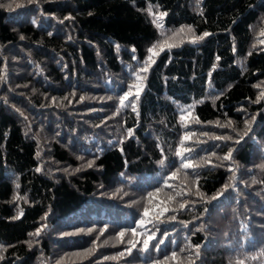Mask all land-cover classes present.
<instances>
[{
    "label": "trees",
    "instance_id": "1",
    "mask_svg": "<svg viewBox=\"0 0 264 264\" xmlns=\"http://www.w3.org/2000/svg\"><path fill=\"white\" fill-rule=\"evenodd\" d=\"M19 2L12 11L0 7V264H154L173 251L177 260L169 264H264V98L255 103L264 91V0ZM161 11L168 13L163 29L151 23ZM188 25L197 36L213 35L198 44L188 42L193 33L174 35ZM156 43L165 50L146 74L139 117L131 108L114 115ZM166 44L179 46L169 51ZM189 105L192 116L182 122ZM253 116L252 132L236 146ZM229 120L232 128L216 125ZM185 132L194 133L184 143L193 163H211L182 168L176 153ZM235 147L231 161L219 159ZM141 218L152 223L128 254L130 229L144 232ZM43 224L39 237L29 235ZM121 230H129L124 243Z\"/></svg>",
    "mask_w": 264,
    "mask_h": 264
},
{
    "label": "snow or ice",
    "instance_id": "2",
    "mask_svg": "<svg viewBox=\"0 0 264 264\" xmlns=\"http://www.w3.org/2000/svg\"><path fill=\"white\" fill-rule=\"evenodd\" d=\"M34 2H38V0H27L28 4H33ZM197 2L199 3V0H197ZM0 7H6L9 11H12L15 8L23 7V4L21 2H19V0H10V2L8 4H6V5L0 4ZM148 11L151 13V7L148 9ZM91 14L92 13H89V15H91ZM152 15H153V19L151 20V23L154 24L157 28L163 29V19H164V17H166L168 15V13L164 12V11H161L159 13H153ZM201 15H202V12H201ZM65 19H72V18L70 16H68V17H65ZM60 22L63 23V21H60ZM33 23L35 24V21H33ZM185 32L193 33V35L191 36V38L188 41L191 44H198L200 41H203L206 37H209V36L213 35L212 33H209L207 31H205L201 35L197 36V35L194 34V30H193L191 25L181 26L180 29L178 30V33H176L174 35L182 34V33H185ZM48 34L50 36L52 35L51 32H49ZM261 35H264V32H262ZM20 39L23 40L24 37L21 36ZM69 39H70V37H69ZM181 43H183V41H181ZM261 43H264V41H261ZM178 46L179 45H176V44H166V47H167V49L169 51L173 47H178ZM115 47H116V50L119 51V47L120 46L116 45ZM157 49H159V51H157ZM164 50H165V45H162V44H159V43L153 44L151 47H149L147 49L148 55H147V58L143 61V67H141V69L139 71L134 73V79L136 80V83L133 84V85H129L128 86V90L125 91L123 93V95H121L119 97V107H117L116 112L114 113V115H118L122 108H131V110L136 113L137 117H139L138 101L140 100L141 93L144 90V83L143 82L147 79V75L146 74L148 73V71L151 68V66L156 63L155 57L158 56L159 53L164 51ZM135 51H136L135 48L131 49V52L133 53V59H136ZM232 51L235 53V51H236L235 46H233ZM248 55H251V52H249ZM216 60L219 61L220 60V56L217 55L216 56ZM215 68H216V65L214 64L213 65V70H215ZM141 73H144L145 75H141ZM209 76H211V72L209 73ZM3 79H5V77H0V80H3ZM256 87H260V86L256 85ZM133 88L135 89V91H133ZM73 95H75V93H73ZM261 98H264V91H262L260 93V95L257 97V100L255 101V103H259ZM65 99H67V97H65ZM84 99H85V97H83V96L80 97L81 101H83ZM108 99H112V98L108 97ZM216 99H219V96H217ZM52 101H53V103H55L56 102V98L53 97ZM200 102L202 103L203 101H200ZM213 102H215V101H213ZM57 106L59 107L60 105H57ZM192 107H193L192 105H189L188 108H186L184 110L186 114L181 115V117H180L182 122L189 121V117L192 116V112L190 111V109ZM21 115H22V113H21ZM225 115H227V114L225 113ZM191 122L196 123V124L200 123L198 118L193 119ZM254 122H255V117L254 116L252 117L251 120H246L245 121V127H246L247 130L240 136L239 139L233 141V143L236 146L241 145V143L244 141L245 137L249 136V133L252 132V124ZM216 125L218 127H221V128H232V121L229 120L226 124H221L219 121H217ZM187 126H188L187 123H185L184 127H187ZM133 134H134V129H128L127 137H133ZM193 135H194V133H192V132H185L184 133V135H183V137H182V139L180 141V148H179V150L176 153L177 156L182 158V168L183 169H193V170H195L198 167L204 166V163H211L210 158H206V157H202L201 158V163L200 164H194L193 161L190 159V155H191V152L193 150L191 148L185 147L184 143L186 141H190L192 139ZM202 135L208 136V133H202ZM209 138L210 139H214V140H218V141H224V142L232 140V137L231 136H227V135H223V136L213 135V136H211ZM123 142H124L123 140H120L118 143L119 144H123ZM238 150H239L238 147L229 148L228 152L223 157H220L219 159L226 160V161H231L232 157H233V152L234 151H238ZM120 151H121V153H123V148L122 147L120 148ZM161 151H163V149H161ZM186 154H188V155H186ZM36 155H37V157H39L40 153L37 152ZM212 155H215V153L213 152ZM79 159H83V157H80ZM94 163H95V160H90L87 163L86 166L91 168V167H93ZM159 163L161 165H163L165 163L164 159H161L159 161ZM262 167H264V166H262ZM41 170L42 169L40 167L36 168L37 172H40ZM80 170H81L80 168L75 169V171H77V172H79ZM65 171H67V169H65ZM178 171H179V169L177 170V172ZM229 171H232V169L230 168ZM177 172H172L170 179H176ZM231 179L235 180V175L234 174L232 175ZM253 183H255V181H253ZM17 187H19V185H17ZM169 187H171V186L169 185ZM229 187H230V185L227 184V183L223 186L224 190H227ZM160 191H161V189L157 188L155 192L148 193V197L150 199V202H151V198L157 197L158 194L160 193ZM180 194L181 193H177V195H180ZM195 194L202 196V193H200L198 189H197ZM219 195H222V192L221 193H217V195H214L213 197H211V199L212 200H216ZM14 199H19V196L15 197ZM160 203L164 204V201H161ZM186 205H187V201H185L184 203H181L179 205V207H180V209H184L186 207ZM157 207H159V205ZM169 210L170 209L167 206L163 207L161 209V211L158 213L157 219H158L159 216H162L164 213L168 212ZM173 211H175V209H173ZM204 211L206 212L207 209H205ZM22 215H23V213L21 212L20 215L14 216L13 219H19L20 216H22ZM149 215H150V209L145 208L144 211H143V217H149ZM47 217H48V213L46 212L44 214V216L41 217V219L42 220H46ZM169 219L170 220H175L176 217L175 216H170ZM148 223H152V221L151 220H147L146 221L143 218H141L140 221H139V225L144 228V232H138L137 228H135V227L130 229V232L132 234L133 239H129L127 241V244L129 245V247H127L125 251L128 254H131L133 248H136L137 244L140 243V240L138 239V237H141V236L145 235L148 232V229L146 227V225ZM46 228H47V225L43 224V225H41V227L36 229L34 234H29V235H35V236L39 237L41 235V233ZM106 229H107V225H105L104 229H101V234ZM92 231H94V229H92V228L87 229L88 233H91ZM127 231H129V230H121L118 233V239H119L120 243H124V237H125ZM157 231H159V229H157ZM78 232L79 233H83V232H85V230L84 229H79ZM77 234H78L77 232H63V233H61V236L68 237V236H74V235H77ZM163 235L166 237L168 234L164 233ZM155 236H156V232H152L151 235H147V238L143 239V242H142L143 243V249L142 250H147L149 248V244L155 238ZM163 243H164L163 239L159 240L157 242V244L155 245L156 249L159 250L160 244H163ZM28 246H29V248L32 247L31 242H29ZM2 247L3 246L0 245V248H2ZM188 247H191V245H189ZM199 248H200V246L197 245L196 246V256L197 257H199ZM88 251H92V250L89 249ZM181 251H184V249H181ZM124 255H125V252H120L119 253L120 257H123ZM253 258H255V257H253ZM3 259H4V256H3L2 253H0V260H3ZM105 259H117V257H105ZM175 260H177V253L175 251H173L171 253L170 257L169 256H165L163 261H155L154 264H169L170 261H175ZM193 264H194V262H193ZM241 264H242V262H241Z\"/></svg>",
    "mask_w": 264,
    "mask_h": 264
}]
</instances>
